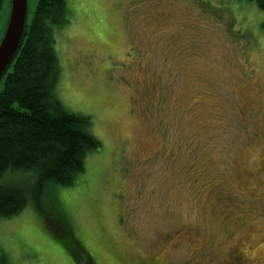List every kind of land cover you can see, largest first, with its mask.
<instances>
[{
    "label": "rangeland",
    "instance_id": "374dc122",
    "mask_svg": "<svg viewBox=\"0 0 264 264\" xmlns=\"http://www.w3.org/2000/svg\"><path fill=\"white\" fill-rule=\"evenodd\" d=\"M67 6L69 23L55 30L57 95L90 115L101 148L76 183L44 188L42 212L29 202L0 218V264H78L72 255L264 264V9L245 0ZM9 12L3 0L0 38ZM5 181L31 185L24 175Z\"/></svg>",
    "mask_w": 264,
    "mask_h": 264
},
{
    "label": "trees",
    "instance_id": "16d2710c",
    "mask_svg": "<svg viewBox=\"0 0 264 264\" xmlns=\"http://www.w3.org/2000/svg\"><path fill=\"white\" fill-rule=\"evenodd\" d=\"M245 1L264 9V0ZM30 13L20 47L0 79V218L16 215L29 202L42 212L44 188L76 183L86 156L101 148L90 115L69 111L57 95L61 67L55 30L69 23L67 0H36ZM13 174L30 177L31 185L5 181ZM77 256L72 258L80 264Z\"/></svg>",
    "mask_w": 264,
    "mask_h": 264
},
{
    "label": "water",
    "instance_id": "95a60500",
    "mask_svg": "<svg viewBox=\"0 0 264 264\" xmlns=\"http://www.w3.org/2000/svg\"><path fill=\"white\" fill-rule=\"evenodd\" d=\"M27 18V0H10V12L0 38V79L18 51Z\"/></svg>",
    "mask_w": 264,
    "mask_h": 264
},
{
    "label": "flooded vegetation",
    "instance_id": "af4514ba",
    "mask_svg": "<svg viewBox=\"0 0 264 264\" xmlns=\"http://www.w3.org/2000/svg\"><path fill=\"white\" fill-rule=\"evenodd\" d=\"M232 255H237V253H233ZM241 262H242V260H241Z\"/></svg>",
    "mask_w": 264,
    "mask_h": 264
}]
</instances>
